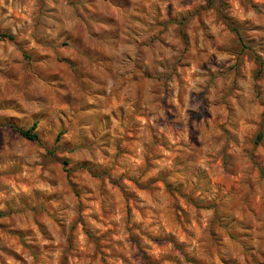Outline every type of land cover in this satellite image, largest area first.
<instances>
[{
  "label": "clouds",
  "instance_id": "obj_1",
  "mask_svg": "<svg viewBox=\"0 0 264 264\" xmlns=\"http://www.w3.org/2000/svg\"><path fill=\"white\" fill-rule=\"evenodd\" d=\"M257 57L264 0H0V264H264Z\"/></svg>",
  "mask_w": 264,
  "mask_h": 264
},
{
  "label": "rangeland",
  "instance_id": "obj_2",
  "mask_svg": "<svg viewBox=\"0 0 264 264\" xmlns=\"http://www.w3.org/2000/svg\"><path fill=\"white\" fill-rule=\"evenodd\" d=\"M109 2H111V0H109ZM113 6H116V5H113ZM92 39H95V38L93 37ZM79 40H80V44L81 45H84L85 47H90L91 46L88 36H85L84 34H81L80 37H79ZM250 42L253 43V44L256 43L255 40H252ZM67 51H68L69 57L72 58V59H79V60H82L85 63H87L88 60L90 59V57H89V55L87 53L78 52L77 48L75 46L69 48ZM60 64L64 67V69L67 72L71 71V65L68 64L67 61L61 60ZM257 64H258V67H257L256 73L254 74V78L259 80V79L264 78V61H260L259 57H257ZM61 75H64V74H61ZM67 82L68 81H67V78H66V83ZM0 107H2L5 111H8L10 114H14L15 110L7 102H5L2 105H0ZM261 141H264V132L258 133L256 135V137H255V143H256V146L258 148L259 147H264V143H261ZM55 163H56V166L61 170L60 175L64 176L65 178H67L68 174H66L63 171L65 169L66 165H67V161L65 160V161L62 162V161L57 160ZM85 171H86V169H84V170L74 169L73 172L71 173V175L73 177H75V176L83 174V172H85ZM92 179L96 180V182L99 183V178L98 177H92ZM105 179H107V178L105 177ZM66 187L69 190H71V185L70 184L66 185ZM136 190L137 191H145V189H139V188H137ZM117 193L119 194V189H117ZM176 198L179 200V208L187 210L188 207H189V204H188V202L185 201L184 197L182 195H180L179 192L176 193ZM25 210L26 211H31V209H25ZM200 211L203 212L204 209H201ZM161 214H162V217H163V215H164V210L163 209H162V213ZM11 235L16 237L19 240V244H18L17 248L15 249L16 252H17V256L13 257V256L8 255L7 253H5L4 255H7L8 258L4 260V264H22L23 257L21 256V249L24 248L23 238H22L20 233H12ZM2 238H3L2 235H0V239H2ZM18 257H19V259H18ZM0 259H3V257L0 256ZM188 264H193V262L192 261H188Z\"/></svg>",
  "mask_w": 264,
  "mask_h": 264
},
{
  "label": "trees",
  "instance_id": "obj_3",
  "mask_svg": "<svg viewBox=\"0 0 264 264\" xmlns=\"http://www.w3.org/2000/svg\"><path fill=\"white\" fill-rule=\"evenodd\" d=\"M33 127H35V125H33ZM22 135H25V139H28L29 137L34 136V133L32 132V130H29V132L27 134L21 132Z\"/></svg>",
  "mask_w": 264,
  "mask_h": 264
}]
</instances>
